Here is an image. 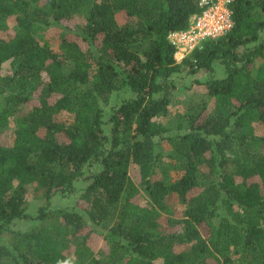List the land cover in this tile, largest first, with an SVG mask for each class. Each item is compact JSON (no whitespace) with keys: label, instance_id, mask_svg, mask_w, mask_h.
Listing matches in <instances>:
<instances>
[{"label":"trees","instance_id":"1","mask_svg":"<svg viewBox=\"0 0 264 264\" xmlns=\"http://www.w3.org/2000/svg\"><path fill=\"white\" fill-rule=\"evenodd\" d=\"M201 10L0 0V264H264V0H235L232 30L178 63L168 36ZM216 64L178 100L175 75ZM94 164L78 208L53 209Z\"/></svg>","mask_w":264,"mask_h":264},{"label":"rangeland","instance_id":"2","mask_svg":"<svg viewBox=\"0 0 264 264\" xmlns=\"http://www.w3.org/2000/svg\"><path fill=\"white\" fill-rule=\"evenodd\" d=\"M70 25H73L72 23ZM55 30L51 29L48 31L47 37H52L54 35ZM264 35V34H263ZM210 77H214L217 79H223L225 78V73L223 68L216 64V69L214 73L209 74L205 71H201L197 75H190L186 73L185 71L182 73H179L175 75L174 81L177 85V97L179 101H185L186 99L190 97L199 98L198 93L203 94V87H198L195 85V80H200V81H206ZM132 93H130L127 90H122L119 91L111 96L110 103L109 105L103 106L104 113H105V124H104V131L106 134L110 135L111 132V124L109 122L110 115L112 113V110L119 106L122 101L129 99L132 97ZM254 127L256 132L259 135L264 136V125L260 122H255ZM3 144L8 143V140H2L1 141ZM100 170V167L98 165H87L85 167V175L83 178L79 179L76 183V190L73 193H58L56 194L53 199H52V208L53 209H76L79 206V197L82 191L88 186L90 183V177L93 175V173L97 172ZM132 175H135L133 173ZM137 201L144 203L145 198H139ZM44 204L43 200L40 199H34V197H29L28 205H29V210L28 212L32 217H35L38 213V208L41 207ZM38 221H35V219L31 220H15L11 226V228L14 231H27L30 230L32 227L37 226ZM11 239V236L9 234H4L3 236H0V243L2 244H9V241Z\"/></svg>","mask_w":264,"mask_h":264},{"label":"built area","instance_id":"3","mask_svg":"<svg viewBox=\"0 0 264 264\" xmlns=\"http://www.w3.org/2000/svg\"><path fill=\"white\" fill-rule=\"evenodd\" d=\"M201 13L185 30L173 31L168 39L175 47V60L184 61L209 40H216L233 28L232 5L235 0H197Z\"/></svg>","mask_w":264,"mask_h":264}]
</instances>
